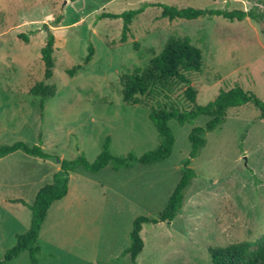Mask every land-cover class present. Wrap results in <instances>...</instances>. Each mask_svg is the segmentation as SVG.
<instances>
[{"label":"rangeland","instance_id":"1","mask_svg":"<svg viewBox=\"0 0 264 264\" xmlns=\"http://www.w3.org/2000/svg\"><path fill=\"white\" fill-rule=\"evenodd\" d=\"M264 14V0H0V146H40L48 159L24 151L0 159V261L31 227L33 205L52 184L61 161L84 157L95 164L108 140L114 157L142 158L160 146L151 108L127 104L122 76L145 68L154 49L171 39H190L204 53L201 74L192 76L198 103L215 101L236 86L264 100V27L246 19L206 17L196 21L162 18L160 6ZM144 10L130 26L125 13ZM61 21L57 24V21ZM56 36L55 75L45 79L42 49L47 27ZM29 37L30 43L20 39ZM94 60L85 65L90 45ZM135 45L139 49H135ZM83 66L74 78L69 71ZM56 97L35 96L39 86ZM190 108L185 89L170 99ZM253 105L233 109L224 125L206 135L207 146L192 160L196 174L184 207L172 223L145 225V249L136 263L124 252L139 217L157 219L168 207L191 158L195 124L170 128L177 143L161 164H135L120 171L113 163L98 174L72 175L68 198L54 204L41 231L40 264H214L209 250L264 242V120ZM13 204H7L6 200ZM5 264H32L30 253Z\"/></svg>","mask_w":264,"mask_h":264},{"label":"trees","instance_id":"2","mask_svg":"<svg viewBox=\"0 0 264 264\" xmlns=\"http://www.w3.org/2000/svg\"><path fill=\"white\" fill-rule=\"evenodd\" d=\"M162 18L171 22L177 20L196 21L206 17H224L231 21H244L250 19L264 27V14L258 15L256 11H215L201 10L195 8H178L176 6L162 5ZM144 10L125 13L122 16L108 15L106 17L125 21V33L122 43L128 41V33L133 21L140 16ZM61 21H57V24ZM47 27L48 38L45 47L42 49V61L45 64V79L51 80L55 75V52L56 36ZM26 43H30L29 37L21 35ZM138 50L139 46L135 45ZM149 53L154 57L145 68L136 67L122 76L123 97L127 104L152 105L157 103V107H150V119L157 129L160 146L154 152L148 153L142 158L129 155L125 158L114 157L110 152L108 140L104 152L99 156L95 164H91L84 157L71 161H61L60 170L54 176L52 184L42 188L38 193L33 205H29L23 200L13 201L28 207L32 212V223L30 230L17 237V245L9 250L0 264L11 262L21 256L24 252L30 253L32 264H40L38 256L42 249L38 245V240L47 220L50 210L54 204L63 201L70 194V183L74 173L80 169L98 174L104 171L113 163V170L120 171L123 168H130L135 164L142 166H153L161 164L173 155L177 140L170 128V122L174 121L179 125L195 124L201 117H208L210 121L204 128H196L190 135L192 145L191 158L185 163L183 177L174 191L168 207L157 219L139 217L135 220L133 231L130 234V247L124 252V257H129L136 263L145 249V242L142 232L145 225H158L161 223H172L184 207L185 198L189 188L192 186L196 174L190 168L192 160L196 159L201 151L207 146L206 135L214 132L224 125L233 109H239L247 105H253L260 111V119L264 120V100L256 93L246 91L240 86L230 90H222L215 101L205 106L198 103V92L193 87L192 76L201 74L204 67V53L195 46L190 39H171L167 42L162 53L157 54L154 49ZM96 51L91 44L89 56L84 64L89 65L95 57ZM83 66H78L69 71V76L74 78ZM185 89V96L190 103V108L182 109L176 103H163V99H170L179 89ZM35 96L44 98H54L57 93L54 89L44 88L42 85L32 91ZM24 151L30 156L48 159L40 146L31 147L25 143H16L12 146H0V159L6 156ZM253 243H239L228 247L211 248L209 250L214 264H264V242L258 243V248L254 252L251 249Z\"/></svg>","mask_w":264,"mask_h":264},{"label":"crops","instance_id":"3","mask_svg":"<svg viewBox=\"0 0 264 264\" xmlns=\"http://www.w3.org/2000/svg\"><path fill=\"white\" fill-rule=\"evenodd\" d=\"M60 170V169H59ZM71 181H72V179H71ZM70 193H71V190H70ZM70 195V194H69ZM68 198V197H67ZM6 203L7 204H13V203H11V200H9V199H7L6 200ZM17 206H20L21 204H16Z\"/></svg>","mask_w":264,"mask_h":264}]
</instances>
